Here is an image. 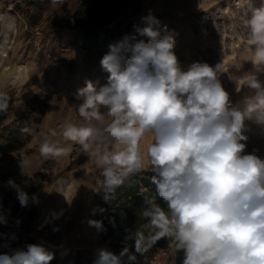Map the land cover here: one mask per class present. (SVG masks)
<instances>
[{"label": "clouds", "instance_id": "obj_1", "mask_svg": "<svg viewBox=\"0 0 264 264\" xmlns=\"http://www.w3.org/2000/svg\"><path fill=\"white\" fill-rule=\"evenodd\" d=\"M142 19L145 26L137 32L147 41L125 36L109 45L100 61L109 73L107 84L97 89L88 81L78 90L82 102L76 109L84 123L67 122L60 135L65 143L80 145L98 158L106 201L130 175L144 170L147 159L155 173L151 183L167 210L147 200L141 215L150 232L135 233L136 253L144 255L167 238L170 246L183 251L182 264H264V159L243 154L245 121L264 126V86L255 74L246 75L245 85L254 94L243 111L230 107L217 78L221 65L214 69L194 63L182 70L173 51L175 38L161 35L167 27L151 14ZM243 25L251 61L264 71V6L253 8ZM7 108L8 96L0 92V112ZM148 137L142 153L141 141ZM109 143L114 150L101 156L99 145ZM39 151L45 159L68 153L48 136ZM30 163L21 155L22 169ZM15 187L21 207H26L28 194ZM0 223H6L2 215ZM88 224L104 231L102 221ZM126 254L127 248L120 256L100 249L94 264H121ZM53 259L40 244L0 254V264H51ZM128 260L134 262L136 256L128 255Z\"/></svg>", "mask_w": 264, "mask_h": 264}, {"label": "rangeland", "instance_id": "obj_2", "mask_svg": "<svg viewBox=\"0 0 264 264\" xmlns=\"http://www.w3.org/2000/svg\"><path fill=\"white\" fill-rule=\"evenodd\" d=\"M91 0H0V92L13 98L12 109L0 124V144L14 141V150L0 160V250L12 255L28 244H40L54 254L51 264H94L100 249L111 251L110 242H100V232L88 224L98 220L95 206L103 186L98 158L80 145L65 143L62 125L84 123L76 106L82 101L78 90L86 82L99 89L108 82L109 73L100 61L109 52L110 39L99 32L97 39L86 37L73 21L76 11ZM264 0H143L139 8L127 10L130 17L119 26L113 44L125 36L145 40L137 28L144 27L143 17L155 16L161 27L175 38L173 49L182 70L194 63L221 65L217 73L229 95L230 107L244 110L254 90L245 85L244 77L255 74L264 86V71L251 61L252 47L243 20ZM131 24H134L132 27ZM114 28V25H109ZM130 55V53L128 54ZM28 129V131H25ZM55 131L56 136H51ZM248 137L243 154L264 159V126L245 121ZM44 136L68 149L67 155L45 159L39 151ZM151 137L141 141V152ZM93 145L92 151H95ZM114 150L112 143L99 145L102 156ZM21 155L30 166L22 169ZM150 170L145 158L144 171ZM151 171V170H150ZM12 182L11 184L9 182ZM28 194V206L37 208L23 222L15 186ZM63 211L60 218L42 224L48 214ZM25 225V226H24ZM56 245L52 247L42 241ZM60 245H63L60 247ZM173 246L127 254L121 264H176ZM128 255H135L130 262ZM119 256V255H117Z\"/></svg>", "mask_w": 264, "mask_h": 264}, {"label": "trees", "instance_id": "obj_3", "mask_svg": "<svg viewBox=\"0 0 264 264\" xmlns=\"http://www.w3.org/2000/svg\"><path fill=\"white\" fill-rule=\"evenodd\" d=\"M142 2L143 0H91L86 8L75 12L73 21L83 29L86 37L94 39H97L99 32L105 28L103 34L113 44L115 32L119 29L116 23H124L130 17L127 10L134 9L136 11ZM111 24L114 25V28L109 26ZM131 26L133 27L134 24ZM13 103V98L8 96V108L6 111L0 112V124L7 118ZM13 143L12 140L9 144H0V160L15 149ZM153 175L155 173L150 170H142L130 175L125 180L124 185L116 189L114 197L108 201L104 199L103 189L99 191L95 213L104 227V231L100 232L99 237L100 242H110L111 253L120 256V253L127 248L128 254H132L135 252V233L140 230L146 235L149 234L150 229L147 221L141 215L143 210L149 206L147 200L154 199L156 204L167 210V203L158 196L155 185L151 183ZM101 209L103 211H100ZM28 212H31L30 217L34 218L37 214V208L32 205L23 207L20 213L21 221L26 220ZM169 245V240L162 238L156 242L150 251L156 252L160 248H167ZM3 253L0 250V254ZM179 255L181 256H177L176 264L183 262L184 255Z\"/></svg>", "mask_w": 264, "mask_h": 264}, {"label": "bare ground", "instance_id": "obj_4", "mask_svg": "<svg viewBox=\"0 0 264 264\" xmlns=\"http://www.w3.org/2000/svg\"><path fill=\"white\" fill-rule=\"evenodd\" d=\"M62 215H63V211L56 212L54 215H53V214H48V215L46 216V219H45V221L43 222V224H42L41 227H43L44 225H46V224L50 221L51 218H60ZM42 241L45 242L46 244H49V245L52 246V247H57L56 245H54V244H52V243H49V242H47V241L44 240V239H42ZM62 246H63V245H60V247H62Z\"/></svg>", "mask_w": 264, "mask_h": 264}, {"label": "built area", "instance_id": "obj_5", "mask_svg": "<svg viewBox=\"0 0 264 264\" xmlns=\"http://www.w3.org/2000/svg\"><path fill=\"white\" fill-rule=\"evenodd\" d=\"M75 264H84L81 260L76 262Z\"/></svg>", "mask_w": 264, "mask_h": 264}]
</instances>
